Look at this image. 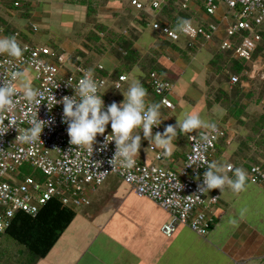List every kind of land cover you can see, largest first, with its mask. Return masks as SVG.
I'll return each mask as SVG.
<instances>
[{
  "label": "crops",
  "instance_id": "1",
  "mask_svg": "<svg viewBox=\"0 0 264 264\" xmlns=\"http://www.w3.org/2000/svg\"><path fill=\"white\" fill-rule=\"evenodd\" d=\"M124 1L0 0V28L7 36L18 32L19 40L26 42L29 34L35 32L31 25L50 23L57 16L56 6H69L85 11L92 20L90 29L94 26L102 30H93L100 37L92 41L100 43L109 34L114 36L113 40L119 37L131 40L132 56L122 59L116 55L115 48L94 49L88 53L80 46L77 53L87 54L79 59L83 66L76 62V65L68 63L66 68L72 69L71 64L82 66L103 76L102 99L118 105L124 99L122 94L126 95L136 79L146 90V99L156 104L157 97L147 81L149 71H157L172 85L167 97L171 107H159L162 122L158 130L152 129V134L163 133L168 125H176V135L171 139L170 155H165L168 150L143 137L141 131V147L135 158L145 164L178 168L188 151L187 135L208 129L185 132L180 124L186 114H199L208 124L225 131V136L215 142L212 163L223 168L232 179H235V169H243L245 190L235 193L227 185L222 193L211 190L204 207L210 220L205 236L178 225L172 236L166 238L159 229L169 219L168 213L149 198L138 196L112 174L88 193L86 205L72 208L74 216L70 223L47 254L34 264H264V182L248 180L249 166L264 158V98L256 96L255 87L250 83L254 66L249 64L251 61L237 59L230 51L220 49L218 37L223 29H219L212 41L200 40L192 48L186 47L187 38L183 35L171 42L152 29L153 21H161L162 11L174 9V0H157L160 3L157 9L151 7L152 0L145 3L136 0L143 3L144 10L130 11L133 16L123 21L126 5L135 8L131 0H126L128 4ZM189 10L198 14L205 24L212 20L199 4L194 3ZM219 11L217 16L223 7ZM164 20L161 22L170 24ZM86 36L82 42H86ZM54 51L65 53L60 48ZM90 53L97 57L94 64L87 62ZM98 65L103 69L98 70ZM120 75L126 79L118 81ZM231 75L238 76L236 84L230 83ZM158 151L164 153L159 161L155 159ZM211 194L217 195L215 203L209 202ZM232 220L236 223H230Z\"/></svg>",
  "mask_w": 264,
  "mask_h": 264
},
{
  "label": "built area",
  "instance_id": "2",
  "mask_svg": "<svg viewBox=\"0 0 264 264\" xmlns=\"http://www.w3.org/2000/svg\"><path fill=\"white\" fill-rule=\"evenodd\" d=\"M174 1L180 10H188L191 5L197 4V0ZM199 1L204 14L212 18L206 24L207 30H202L201 26L189 20L181 21L177 28L159 20L153 21L152 29L171 42H176L183 35L187 38L186 47L192 48L199 44V35L206 42L217 37L219 24L226 22V28L218 37L220 49L230 51L237 59L250 62L257 44H264V0ZM130 3L136 9L144 10L140 2L131 0ZM150 4L153 9L160 7L157 0H152ZM221 7L223 11L217 16ZM31 28L37 30L35 25H31ZM3 37H14L23 54L14 58L7 53H0V86L6 84L13 89L12 105L0 109V233L9 226L15 211L35 214L51 198H57L63 206L71 209L86 205L88 193L101 185L110 174L128 184L138 196L149 198L168 213L169 219L159 229L164 237H171L178 225H185L200 236L208 233L210 220L206 217L204 207L211 191L200 193L198 186L202 184L203 175L212 163L216 140L225 136L223 129L214 127L189 133L186 139L188 151L176 169L145 164L135 157V165L126 169L118 161L112 160L116 149L114 141L110 142L111 137H107L111 134L110 123L105 133L97 136L90 155L86 147L70 144L67 124L62 122L63 105L57 103L54 106L48 101L51 95L57 101L74 96V89L89 69L82 66L66 68L69 59L67 54L57 53L44 45L20 41L18 32L7 36L0 28V38ZM25 68L34 72V86L31 89L37 95L31 102L25 98V89L16 86ZM97 69L102 70L103 67L98 65ZM92 74L98 94L101 95L105 79ZM125 79L124 75L118 77V81ZM229 80L231 84H236L239 78L231 75ZM147 85L157 97L156 104L164 108L171 107V101L167 98L172 88L169 81L151 70ZM76 98L79 99L78 96ZM103 102L106 110L111 103ZM146 102L154 104L148 99ZM35 117L38 120L51 118L52 123L43 129L40 140L22 141L20 136L31 126L30 121ZM158 129L153 128L155 131ZM205 136L206 140L203 139ZM105 143L106 147L99 150ZM149 148L153 149V146ZM163 157V152L155 153L157 161ZM24 164L37 170V177L24 175L18 179L19 167ZM248 180L251 183L264 182V158L260 163L249 166ZM216 200L217 195L211 194L209 202L215 203Z\"/></svg>",
  "mask_w": 264,
  "mask_h": 264
},
{
  "label": "clouds",
  "instance_id": "3",
  "mask_svg": "<svg viewBox=\"0 0 264 264\" xmlns=\"http://www.w3.org/2000/svg\"><path fill=\"white\" fill-rule=\"evenodd\" d=\"M0 53H7L14 58H19L23 54L14 37L0 38ZM116 87L118 89L119 85ZM74 93V96H66L60 101H57L53 95L48 97L49 103L54 106L57 103L63 105L62 122L67 124L70 144L84 146L92 155L97 136L103 135L106 126L110 123L111 134L107 137H111L110 142L114 141L116 149L112 160L118 161L124 168L130 169L135 165L134 157L138 155L141 147V135L139 134L141 131L143 137L152 139L157 145L168 150L165 155H170L169 146L172 137L176 135V125H168L163 133L157 132L153 136L152 129L158 128L162 122L160 106L146 102L147 93L139 79H136L128 88L126 95L122 94L124 97L122 103L118 105L114 102L107 106L106 110L102 95L98 94V86L90 70L79 80ZM12 95L13 89L10 85L0 86V109L12 105ZM24 95L31 102L35 100L37 93L30 87H26ZM77 96L79 99L76 98ZM51 123V118L49 120L33 118L30 121L31 126L24 130L20 139L25 142L40 140L43 129ZM214 127L204 121L199 114H186L180 124V128L185 132H192L200 128L214 129ZM203 139L206 140L207 136ZM104 147H106V143L99 150L102 151ZM227 168L232 170L231 166H227ZM234 176L235 179L230 178L223 168L214 162L210 163L198 190L201 193L217 189L222 193L227 185L235 193L244 191L245 171L237 168L234 170ZM230 223L235 224L236 221L232 220Z\"/></svg>",
  "mask_w": 264,
  "mask_h": 264
},
{
  "label": "trees",
  "instance_id": "4",
  "mask_svg": "<svg viewBox=\"0 0 264 264\" xmlns=\"http://www.w3.org/2000/svg\"><path fill=\"white\" fill-rule=\"evenodd\" d=\"M196 2L203 10L200 1L197 0ZM175 10L176 13L169 18L170 25L173 28H177L181 21L188 20V16L182 12L188 10ZM201 28L204 31L207 30L206 24L201 25ZM86 37L87 40L92 41L94 37L99 36L93 31ZM113 38L114 36L109 34L106 41L110 40L114 42L116 55L122 59L133 55L131 40L120 37L113 40ZM198 40H202L200 35L198 36ZM263 49V43L257 44L251 58ZM80 53L78 52L77 54ZM71 63L76 65L74 59L71 60ZM24 167L29 173L24 174L21 171V168ZM28 167L25 164L19 167L18 179H21L24 175L37 177L38 171ZM73 216L74 211L71 208L63 206L57 198L49 199L44 205L40 206L35 214H29L22 210L15 211L11 217L9 226L0 233V264H34L38 259L47 254Z\"/></svg>",
  "mask_w": 264,
  "mask_h": 264
},
{
  "label": "rangeland",
  "instance_id": "5",
  "mask_svg": "<svg viewBox=\"0 0 264 264\" xmlns=\"http://www.w3.org/2000/svg\"><path fill=\"white\" fill-rule=\"evenodd\" d=\"M124 2H126V0ZM142 2L145 3V0H142ZM126 4L128 3L126 2ZM145 6H147V4ZM126 7H128V9L126 10V14L122 15L123 21H125L127 17L133 16V13H129L130 11H137L136 8L132 9L129 4L126 5ZM175 7L173 10L162 11L161 13L163 14L159 17V19L161 21H165L164 19H166V21L168 22L171 15H174L176 13L175 9L178 10V7ZM54 10V13L57 16L53 17L50 23H38V25L36 26L37 31L31 32L29 34V41L27 42L37 45H45L46 47L52 50L60 48L63 52H65V54L69 56L67 63H71V60L74 59L77 63L82 64V66L83 63H81L82 61H80L79 59L82 60L87 54H77V48H79L80 46L84 47L85 51L87 52H90L91 50L93 51L94 49V51L99 49L100 51L102 49L111 50L116 47L113 41H106L105 39V41L103 40L100 43L94 41L87 42V40L86 42H82L83 36L85 34L90 35L93 30H95L96 32L102 31L100 28L94 26L92 27L93 30L90 29V23L92 22V20L90 18H87L88 16L85 15V11H83L82 9H72L69 6H56ZM182 12L184 13V15L188 16V20L190 22L194 23L198 27L205 24L201 20L199 15L196 14L194 11L188 9V11ZM226 26V22H221L219 24V29L224 30ZM87 59L88 64H94L96 62L97 57L95 56V54L90 53L89 56H87ZM249 64L251 65V67L254 66L252 67L254 69V78L251 80L252 82L250 83L253 84V87H255L256 96H258L259 99L264 98V49L254 54ZM71 66L75 67V65L72 64ZM252 68L249 69V71H252ZM33 78L34 72L30 68H25L19 76L18 80L16 81V86L20 89H25L26 87L32 88L34 86ZM28 168L31 169V167ZM21 171L24 174L29 173L25 169V167L21 168ZM110 176L112 177V174H110L108 177L111 178ZM262 232L264 234V231Z\"/></svg>",
  "mask_w": 264,
  "mask_h": 264
}]
</instances>
